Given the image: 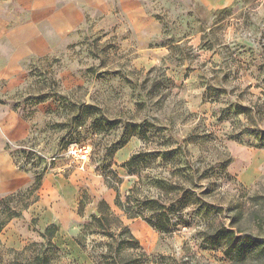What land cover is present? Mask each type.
Wrapping results in <instances>:
<instances>
[{
	"label": "rangeland",
	"instance_id": "obj_1",
	"mask_svg": "<svg viewBox=\"0 0 264 264\" xmlns=\"http://www.w3.org/2000/svg\"><path fill=\"white\" fill-rule=\"evenodd\" d=\"M111 5L86 10L0 91L29 125L8 147L42 176L36 202L24 191L0 204V264L35 244L52 264H264V0H140L135 14ZM72 143L90 147L84 161L67 156ZM156 150L175 161L123 166ZM116 177L122 202L134 187L141 216L114 204L106 179Z\"/></svg>",
	"mask_w": 264,
	"mask_h": 264
},
{
	"label": "crops",
	"instance_id": "obj_2",
	"mask_svg": "<svg viewBox=\"0 0 264 264\" xmlns=\"http://www.w3.org/2000/svg\"><path fill=\"white\" fill-rule=\"evenodd\" d=\"M139 1L116 0V4L128 14H135ZM198 1L208 8H224L235 0ZM111 2L114 4V0H0V81H5L0 84V91L15 87L23 59L48 55L84 23L86 10L112 12ZM11 4L16 12L4 16ZM28 133L26 120L0 102V199L32 181L30 172L18 164L8 147Z\"/></svg>",
	"mask_w": 264,
	"mask_h": 264
},
{
	"label": "trees",
	"instance_id": "obj_3",
	"mask_svg": "<svg viewBox=\"0 0 264 264\" xmlns=\"http://www.w3.org/2000/svg\"><path fill=\"white\" fill-rule=\"evenodd\" d=\"M88 108L92 109V106H87ZM107 124H110V121H106ZM142 137H146V132H142ZM125 144V141L119 143L115 149L122 147ZM176 151L174 150H156V151H150L147 153L144 152H137V153H133L124 163L123 166H125L129 172H134L135 169V165L139 164L142 161V158L144 157V155H147L146 157H149L150 160L156 158L157 156H159L164 163H173L175 161V157H176ZM41 180H42V176L41 173H37L35 174V176H33V179L31 181V183H29L25 189L23 190H18L14 193H11L7 196H4L0 199V204H2L3 202L7 201L8 199L17 196L18 194H21L24 191H28L29 193H32L34 196L33 201H35L37 199L36 196V192L39 189L40 185H41ZM106 182L114 188V190L116 191V196L114 198V204L120 208V210H122V212L129 218L132 217H137V216H141L142 212L139 210V208L136 206V201L131 199V193L134 190V187L129 188L126 194V199L125 201H121L120 200V195H119V190H118V183L120 182V178L116 177L115 180V184H113L112 180H107ZM187 190V188H185ZM28 204V202H27ZM107 208L109 209V206L107 205ZM99 215L98 216H92V219L100 222L102 220V218H104L105 216H103V213L101 211L98 210ZM151 216L154 217V220H158L160 222L169 219L166 212L164 211H159V212H154L152 211ZM150 223L152 224V226L157 227L156 224L154 222H151V220H149ZM0 229H1V225H0ZM46 232H50L51 233V238L54 237L55 235V231L54 228L52 227H46L45 229ZM233 234V232H232ZM42 236H45V232L42 233ZM9 251V256L11 257L9 260V264H52L53 263V253L50 252L49 250H47L46 248H43V245H29L21 250H15V249H8ZM6 255H8L7 253H5Z\"/></svg>",
	"mask_w": 264,
	"mask_h": 264
},
{
	"label": "built area",
	"instance_id": "obj_4",
	"mask_svg": "<svg viewBox=\"0 0 264 264\" xmlns=\"http://www.w3.org/2000/svg\"><path fill=\"white\" fill-rule=\"evenodd\" d=\"M90 152V147L87 145H81L78 143L69 144L67 148V156L73 160L82 162L84 161Z\"/></svg>",
	"mask_w": 264,
	"mask_h": 264
}]
</instances>
